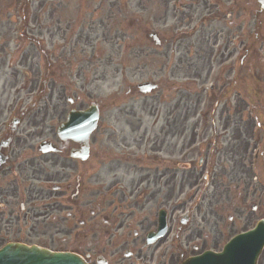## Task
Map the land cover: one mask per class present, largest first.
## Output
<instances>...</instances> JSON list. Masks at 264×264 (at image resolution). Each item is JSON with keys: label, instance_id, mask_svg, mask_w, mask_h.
<instances>
[{"label": "rangeland", "instance_id": "1", "mask_svg": "<svg viewBox=\"0 0 264 264\" xmlns=\"http://www.w3.org/2000/svg\"><path fill=\"white\" fill-rule=\"evenodd\" d=\"M152 32L159 34L162 47L149 39ZM0 51L19 64L16 69L7 63L4 67L2 104L10 107L22 100L25 110L51 111L48 97L63 96L62 108L69 111L74 108L69 97L77 102L75 107L99 100L97 145L104 133L115 156L129 151L122 147L125 137L131 151L137 148L134 140L139 141L141 153L152 158L149 151L158 149V160L171 157L168 161L176 169L195 163L191 170H172L174 180L161 166L137 172L123 167L116 177L127 199L144 179L134 198L143 191L152 215L157 216L161 207L177 205L178 211L168 213L170 225L181 229L183 239L195 233L199 252L220 251L254 226L246 171L252 165V177L264 183V124L257 129L247 124L245 100L261 93L264 100V10L257 0H0ZM148 81L157 83L159 90L149 96L137 93L135 87ZM204 110L211 111L209 118L202 115ZM257 116L264 122L262 111ZM177 117L179 129L162 132L169 131L167 122ZM198 121L196 135L209 127L206 138L225 146L218 157L227 161L223 169L237 170L236 178L221 166L215 177L206 168L194 186L200 159L196 150L205 142L200 136L192 138ZM37 143H32L36 149ZM190 144L188 156L181 158ZM98 152L99 148L94 154ZM125 160L122 156L118 161ZM97 172L104 185L113 181L101 162ZM186 214L189 219L183 226L180 220ZM178 245L174 259L166 264L176 263ZM93 248V243H86L81 250L87 254ZM118 259L128 262L123 255Z\"/></svg>", "mask_w": 264, "mask_h": 264}, {"label": "flooded vegetation", "instance_id": "2", "mask_svg": "<svg viewBox=\"0 0 264 264\" xmlns=\"http://www.w3.org/2000/svg\"><path fill=\"white\" fill-rule=\"evenodd\" d=\"M1 52L0 75L5 65ZM15 60V57L10 60L14 63L12 69L19 66ZM49 100L51 111L32 113L23 111L22 103L10 111L9 104L0 101V143L9 141L7 146L0 147V159H4L0 165V247L17 242L48 246L95 241L102 264H166L174 259L171 255L175 252L172 244L175 240L184 247L178 245L175 264L196 257L199 246L195 233L183 239L177 232L169 244L168 235L172 231L169 228L165 239L147 245V235L158 228L149 202L142 201L140 195L134 198L139 188L132 189L131 203L124 193L121 200H115L118 192L112 191L117 185H97L100 178L95 174L94 161L101 157L107 160L109 155L96 156L95 140H89V155L84 158L79 152L80 144L62 139L57 130L73 109L62 108L63 96ZM67 101L73 107L77 103L71 98ZM90 104L74 109L81 111L96 105L99 110L97 103ZM36 140L37 149L32 146ZM44 142L55 152L45 155L39 152ZM124 147L130 148L127 143ZM120 167L110 163L108 171ZM142 182L141 179L139 183ZM251 197L255 201L252 207L255 218L260 221L264 219V183L258 189L255 185L251 187ZM262 253L257 264H264V250ZM120 255L128 262L119 260ZM87 259L91 260L90 256Z\"/></svg>", "mask_w": 264, "mask_h": 264}, {"label": "water", "instance_id": "3", "mask_svg": "<svg viewBox=\"0 0 264 264\" xmlns=\"http://www.w3.org/2000/svg\"><path fill=\"white\" fill-rule=\"evenodd\" d=\"M264 7V0H259ZM156 39V36L153 35ZM158 44V40L156 41ZM144 94L155 90L152 83H144L138 86ZM97 112L87 111L83 116H75L68 129L89 127L90 132L96 128ZM91 124V126L89 125ZM76 132V131H75ZM163 225V224H162ZM165 225H163L164 227ZM264 247V222L249 233L241 234L233 239L219 255L207 253L199 258L188 261L187 264H256ZM0 264H85L84 261L72 255H54L42 249L26 248L19 244L8 245L0 250Z\"/></svg>", "mask_w": 264, "mask_h": 264}]
</instances>
